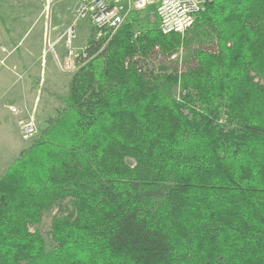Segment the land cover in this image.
<instances>
[{
	"label": "trees",
	"instance_id": "1",
	"mask_svg": "<svg viewBox=\"0 0 264 264\" xmlns=\"http://www.w3.org/2000/svg\"><path fill=\"white\" fill-rule=\"evenodd\" d=\"M148 11L91 31L63 103L0 176V264H264V0L207 3L183 42L212 43L182 97L175 73L125 67ZM156 22L140 50L174 52ZM55 209L47 245L29 227Z\"/></svg>",
	"mask_w": 264,
	"mask_h": 264
},
{
	"label": "rangeland",
	"instance_id": "2",
	"mask_svg": "<svg viewBox=\"0 0 264 264\" xmlns=\"http://www.w3.org/2000/svg\"><path fill=\"white\" fill-rule=\"evenodd\" d=\"M62 1L64 0H0V52L2 49H6V53H0V176L33 139L23 140L21 138V121L26 123L31 119L35 123L37 134V131L44 127L45 118L52 115L54 108L60 107V104L63 103L67 96L71 76L85 61H81L79 57L94 29L86 19L75 21V9L79 1L72 11L71 9L68 11L61 9ZM64 12H71V16L66 13L67 18L62 17ZM148 12L141 13L138 18L139 21H146L142 22L141 29H136L131 35V43L137 52L124 60L125 67H131L133 61L143 60L144 69L149 72L147 74L154 78L175 73L177 81L172 88L173 97H182L181 76L185 69L194 62L193 51L197 48L206 49L204 47L210 46L209 43L212 42L201 37L198 43L194 41L186 47L183 41H188L191 35V32H186L179 34L182 43L174 52L166 54L156 46L145 54L140 50L142 44L138 40L145 34V27H152L154 23H157L152 10ZM71 25H74L77 30V37L74 41L77 53L74 69L69 72V69H65L64 63L67 54L60 37ZM27 32L28 35H25ZM9 36L15 40L14 43H11L14 47L5 42H8L6 38ZM52 36H54V40H50ZM22 41L27 44L33 42V52L24 53L19 50L18 48L23 45ZM52 43L55 44L53 53L48 49L49 44ZM106 45L103 44L102 48ZM214 45L215 43H213ZM171 55L175 56V62H181V66L176 68L174 61H169ZM1 62H4L5 65H1ZM41 80H44V83L39 85ZM9 97H19L20 99L16 103L10 104ZM21 97H45L46 101L43 104L41 102L44 107L43 111H36L33 102L27 101L24 104ZM13 110L16 113L18 111V114L15 115ZM54 214H56V209L45 215L39 225L29 227L31 232L34 230L40 232L47 245H49L48 231L51 216Z\"/></svg>",
	"mask_w": 264,
	"mask_h": 264
},
{
	"label": "built area",
	"instance_id": "3",
	"mask_svg": "<svg viewBox=\"0 0 264 264\" xmlns=\"http://www.w3.org/2000/svg\"><path fill=\"white\" fill-rule=\"evenodd\" d=\"M211 0H79L75 9V21L88 20L96 32V37L103 34L109 37L113 35L133 12L152 10L158 21V29L166 36L170 34H184L195 21V17L203 13L207 3ZM77 30L74 25L69 26L61 35L65 53V69L69 72L74 69L76 50L74 41ZM55 44H49L48 49L54 52ZM6 53V49H2ZM8 53V52H7ZM83 52H81L82 54ZM80 54V55H81ZM172 56L171 59H174ZM1 65H5L1 62ZM15 115V110H13ZM21 134L23 140H30L36 135L35 123L30 119L24 123L21 121Z\"/></svg>",
	"mask_w": 264,
	"mask_h": 264
},
{
	"label": "crops",
	"instance_id": "4",
	"mask_svg": "<svg viewBox=\"0 0 264 264\" xmlns=\"http://www.w3.org/2000/svg\"><path fill=\"white\" fill-rule=\"evenodd\" d=\"M64 1H66V2H64ZM64 1H62V3H61V9H65L66 11H68L69 9H71V11H72V9H73V7L76 5V3L79 1V0H64ZM68 6H70V7H68ZM66 13L69 15V16H71V12H64L61 16L62 17H64V18H67V15H66ZM68 16V17H69ZM70 19H71V17H70ZM25 35H28V32L25 34ZM51 35V34H50ZM49 35V36H50ZM59 35H60V33H59ZM58 36V35H57ZM54 40L55 38H54V36H52L51 38H50V40ZM6 40H8V42L7 41H5L6 43H8L10 46H13L14 47V45L13 44H11V43H14L15 42V40H13L10 36L8 37V38H6ZM10 41V42H9ZM16 41H18L17 40V38H16ZM22 43H23V45L21 46V48H18L19 50H21L22 52L24 51V53H30V52H33V50L34 49H32L33 48V42H30V43H28L27 44V42H23L22 41ZM43 49V48H42ZM57 49H59V48H57ZM21 67V65H18V67ZM44 83V80H41L40 82H39V85H41V84H43ZM15 85H17V84H15ZM40 88V87H39ZM20 98L19 97H9V100H8V102L10 103V104H12V103H16L17 102V100H19ZM21 99H23L24 101H23V103L25 104L27 101H30V102H33V107H35V109H36V111H43V108L44 107H42V105H41V102H42V104H43V102H45L46 100H44L45 99V97H21ZM40 104V105H39ZM39 106V107H38ZM57 108V107H56ZM55 109V108H54Z\"/></svg>",
	"mask_w": 264,
	"mask_h": 264
},
{
	"label": "bare ground",
	"instance_id": "5",
	"mask_svg": "<svg viewBox=\"0 0 264 264\" xmlns=\"http://www.w3.org/2000/svg\"><path fill=\"white\" fill-rule=\"evenodd\" d=\"M197 16H198V15H197ZM197 16H196V17H197ZM196 17H195V20H196ZM194 22H195V21H194ZM158 31L161 33V31H160L159 29H158ZM187 31H188V30H187ZM161 34H162V33H161ZM162 35H163V34H162Z\"/></svg>",
	"mask_w": 264,
	"mask_h": 264
}]
</instances>
